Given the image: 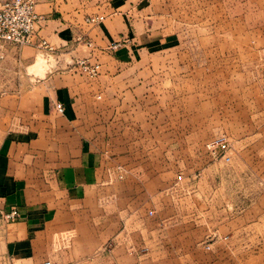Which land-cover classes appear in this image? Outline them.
Instances as JSON below:
<instances>
[{
  "label": "rangeland",
  "instance_id": "1",
  "mask_svg": "<svg viewBox=\"0 0 264 264\" xmlns=\"http://www.w3.org/2000/svg\"><path fill=\"white\" fill-rule=\"evenodd\" d=\"M47 1L55 3L52 14L63 17L64 25L79 20L77 42L71 45L76 59H67L80 74L78 85L106 91L105 117L115 121L110 126L112 149L120 154L177 148L183 155L180 171L176 173L174 165L166 169L167 177H176L168 189L176 205L173 202L161 213L157 204H168L166 195L148 206L140 198L139 207L131 210L114 192L117 196L109 203H122L118 208L123 221L113 223L117 225L113 232L118 228L119 232L104 238L96 253L82 255L74 252L75 232L66 233L57 239L54 257L48 260L264 264V0H37V4ZM76 13L79 16L73 17ZM100 16L104 20L88 22ZM103 30H111V49L139 56L138 60L104 68L97 56L86 55L89 48L97 49ZM38 54L43 55L40 65L50 56L58 66L57 50ZM83 59L99 63L100 72L91 76L78 70L75 63ZM4 60L0 86L24 81V67ZM140 86L148 88L146 94L127 93ZM101 107L94 105L96 112ZM144 119L155 122L144 127ZM143 132L145 141L140 140ZM176 134L180 141L157 140L164 135L174 139ZM220 135H227L231 143L229 164L213 160L207 152V143ZM193 155L201 157L190 158ZM203 156L211 159L208 170ZM123 176L118 170L113 179ZM0 264L15 263L7 258Z\"/></svg>",
  "mask_w": 264,
  "mask_h": 264
},
{
  "label": "crops",
  "instance_id": "2",
  "mask_svg": "<svg viewBox=\"0 0 264 264\" xmlns=\"http://www.w3.org/2000/svg\"><path fill=\"white\" fill-rule=\"evenodd\" d=\"M54 5L47 1L36 6L42 16L37 41L46 39L57 50V67L50 56L40 65L43 55L38 53L44 50L35 46L11 47L4 53L3 63L23 66L25 79L0 86V213L16 210L19 214L9 225L0 219V259L8 258L15 264L43 263L53 258L57 239L72 231L76 234L75 253H96L104 238L119 232V228L113 232L117 226L113 223L123 221L118 208L122 203H109L117 196L114 192H119L121 201H126L123 206L131 210L139 207L140 198L148 206L151 200L169 195L168 204H157L165 213L177 203L168 190L176 177H167L166 169L174 165L177 173L183 164L177 148L120 154L112 149L110 126L115 121L105 117L106 91L78 85L80 74L67 59H76L75 46L71 45L77 42L79 20L64 25L63 17L52 14ZM110 35L111 30L101 31L97 49L89 48L86 55L97 56L96 62L104 68L108 63L138 60L139 56L111 49ZM138 90L146 94L148 88H128L127 93ZM57 102L64 105L63 113L56 110ZM96 104L102 105L97 112ZM154 122L144 119L142 126ZM174 136L157 140L177 142V134ZM146 137L143 132L140 140ZM194 156L190 158L201 157ZM134 158L144 160L132 165ZM202 158H206L208 170L211 159ZM118 170L124 174L123 180L113 179Z\"/></svg>",
  "mask_w": 264,
  "mask_h": 264
},
{
  "label": "built area",
  "instance_id": "3",
  "mask_svg": "<svg viewBox=\"0 0 264 264\" xmlns=\"http://www.w3.org/2000/svg\"><path fill=\"white\" fill-rule=\"evenodd\" d=\"M37 0H2L0 2V60L4 58L3 51L8 48H20L24 46H35L42 50H53V47L46 39L37 41V33L40 16L36 10ZM104 20L103 16L89 18V23H98ZM116 48V47H115ZM76 68L91 76L100 72V64H91L87 60L77 61ZM55 108L63 113L65 107L57 102ZM231 143L227 135H220L207 143V152L213 160L231 163ZM183 175L178 177L181 181ZM178 182V181H177ZM18 211L12 210L7 213H0L3 224H11L18 219ZM34 264H54L51 260Z\"/></svg>",
  "mask_w": 264,
  "mask_h": 264
}]
</instances>
